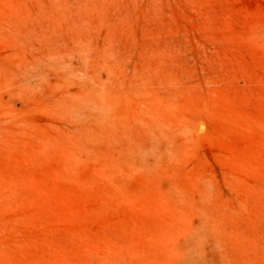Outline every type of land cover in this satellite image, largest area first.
<instances>
[{"label":"rangeland","instance_id":"rangeland-1","mask_svg":"<svg viewBox=\"0 0 264 264\" xmlns=\"http://www.w3.org/2000/svg\"><path fill=\"white\" fill-rule=\"evenodd\" d=\"M0 264H264V0H0Z\"/></svg>","mask_w":264,"mask_h":264}]
</instances>
